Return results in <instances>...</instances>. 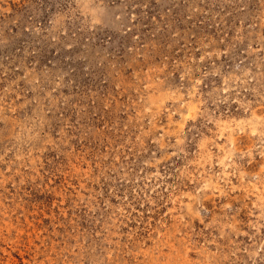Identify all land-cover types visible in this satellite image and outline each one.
<instances>
[{
    "label": "rangeland",
    "instance_id": "obj_1",
    "mask_svg": "<svg viewBox=\"0 0 264 264\" xmlns=\"http://www.w3.org/2000/svg\"><path fill=\"white\" fill-rule=\"evenodd\" d=\"M261 151L264 0H0V264H264Z\"/></svg>",
    "mask_w": 264,
    "mask_h": 264
},
{
    "label": "clouds",
    "instance_id": "obj_2",
    "mask_svg": "<svg viewBox=\"0 0 264 264\" xmlns=\"http://www.w3.org/2000/svg\"><path fill=\"white\" fill-rule=\"evenodd\" d=\"M251 153L250 152H242L239 159L241 161V163H245V164H251L252 163V160H245V156H250ZM259 155L264 158V151H261L259 153ZM261 172L264 173V162H262V165H261Z\"/></svg>",
    "mask_w": 264,
    "mask_h": 264
}]
</instances>
